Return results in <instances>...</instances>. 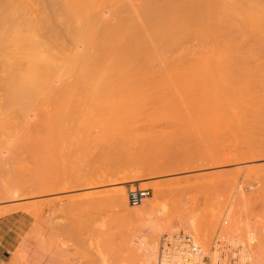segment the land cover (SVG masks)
<instances>
[{
	"label": "rangeland",
	"instance_id": "rangeland-1",
	"mask_svg": "<svg viewBox=\"0 0 264 264\" xmlns=\"http://www.w3.org/2000/svg\"><path fill=\"white\" fill-rule=\"evenodd\" d=\"M30 1L33 2V0H29V2ZM225 1H222V5H225L226 3V5L228 4L226 8H229L226 9V11L224 10L226 15L223 12V14H219L220 17L218 15V22L214 21L218 17L213 18V21H211V23L216 22L215 24H217V26L219 23L221 24L219 21L223 22L221 25L222 30L216 25H213V28H211L213 34L214 30L218 32H216L215 37L213 35L212 39H210V35L207 34V39H204L200 35L203 34L202 32L200 33L199 31H196L197 29H189L188 32L185 34L183 33L185 37L183 35L181 36L182 33H180L178 42L176 37V43L173 41L174 44L170 43V47L169 42H171L172 39H170L168 43L166 42L168 45L165 44V42V45L163 43L159 45L156 43V40H154V38L156 39L155 35L158 31L157 27H159V24L156 27V22L153 17H151L156 13L153 12L154 14L152 13L151 16H149L150 13H148V10L153 9L154 0L153 2L152 0H96L94 5L97 6L93 5L91 13L93 12L92 19L95 20V22H93V28H95V32L99 34L97 35L94 32L93 35L91 33L93 39L91 37L90 38L93 45H91V43L89 44L90 41H87L86 37L85 39L88 46H86V44L85 46L87 48L84 49L82 47L79 51L81 52L83 50V52H85L84 50H86V53H89L90 50L92 55L95 52H97V55H99L104 51L105 53L103 55H113L114 59L110 56V61L108 60L109 66L113 65L115 67L117 64L125 65L126 63L124 66L126 68L128 65L125 72L123 71L125 68H123L121 65L120 66L123 70L119 65H117L118 67L116 66L117 68H114L115 71H112L113 69L109 70V72L111 71L112 74L109 73L110 75L108 76L109 78L107 77V79L109 80L108 82L110 84V88L113 86L112 88L114 89L109 88L107 91H100V93L102 92L101 94L94 92L96 94L94 95L91 92H84L85 89L82 90L83 86L81 87L79 85L77 88L78 94L76 93L79 95L78 97L76 94H74L75 91H71L76 97H74V99V95H70L71 92L67 93H69L72 98L69 97L68 94L63 96V93H61L60 96V94H58L56 90L53 91V89L50 91H45L44 93L41 92V94L39 92L38 94L40 95L38 96L39 98H37L38 101H34L36 99V93L34 94V99L32 96L29 100L30 102L28 103L35 104L36 102L39 108L36 105L34 106V104H32V106H34L35 109L38 108L40 111H31L33 107L31 110H27L28 108L30 109L31 106V104L27 103V109L25 108V110H27L28 113L31 111L32 116L26 115L27 119L29 118L28 116H31V118H29L30 120L28 119V121L25 114H22V116H25V119L24 116L22 117L20 116L21 114L19 115L22 117L23 121L26 120L24 123L21 121L23 124L21 125L23 127L19 125L20 119L17 117L19 114L18 111V114L15 112L16 114L12 115L16 118H13L12 116L9 117L11 120L9 121L10 124L15 126L11 130L13 131L14 129L15 131H20V134L17 133L19 141L16 139L17 134L14 131L13 138L19 143L20 141L21 143H26L23 140L28 141L29 139L30 143L27 142V144L29 143L28 146L26 144L23 145L24 147L26 145L27 148H23L21 146L22 144L20 143L21 145H19L18 148L16 146H11L1 149L2 152L0 150V154H3L0 155V172L7 175V173L10 171L9 176H16L20 173L19 178L23 175L24 177H21L19 180L23 179L21 181L26 183L30 178L28 184L29 182L33 184L35 182H32V180L38 181L39 179L41 183L45 182L44 179L47 177V175L44 177V174H48V171H51L50 174L53 176V183H56L58 186L61 185L64 188H59L54 185L56 190L59 188L58 190H60V193L58 191V193L56 192V194L52 195V197L54 196L53 198L50 197L46 199L54 201H52V204L48 207V210L46 208L45 217L47 216L46 219L50 220L48 222L46 221V225H49L50 228H54L53 231L56 229L57 231L55 232L52 230L50 231L53 232L57 237L62 235L60 236L62 240L68 238L67 241L69 242L67 244L70 255L75 252L73 255L77 257L79 256L78 258L75 257L76 260H78V264H90L88 262L91 261L92 264H101L100 261L98 263L96 262L101 258L100 255L102 253L100 250L102 247L105 244H108V241L112 242L115 238H117L120 235L119 233L129 231V229L132 227L131 224L129 225V223L126 222L127 224L125 225L127 227L124 228L125 221L121 216L122 214L119 208H117L116 205L114 206L113 204H110L111 202H109L110 200L112 201V199H110L113 196L111 192L117 189L123 191L122 194L125 195L124 197H126L125 199H127V201L130 191L137 189L150 190V198L145 200L141 206L131 207L128 202L129 208L132 211H143L146 208L144 204L150 205V207H148L150 209L153 207L152 204L156 205L159 203L158 205L161 206V208L159 206V210L164 211L160 213V211L158 212L156 210L158 213H160V215L166 211H172L173 208L171 207L173 202H175L177 205L181 201L180 204H183L181 208H190V210L195 209V211L203 210L209 201L218 203L220 202L223 208L222 214L219 216L218 224L215 226L216 230L214 229L213 233L210 231L211 234L208 231L209 233H206L205 236L202 235V237L200 235V239L206 244L209 243L208 245L210 248L216 239L237 241V239L233 237L231 238L229 235L227 237L221 236L222 228H229V226L231 227V221L229 222V220H227L225 211L226 208H228L230 204L234 202L235 199H237L234 197L244 196V198L247 200L248 206L252 203V208H255L253 209L254 216L251 217L252 220H250V222L248 221L249 225L248 229L246 228V230L251 228L259 230L262 228V225L264 226V220L262 219V217H264V183H262V181H264V0ZM159 2L162 4V0ZM121 6L122 8H120ZM242 7L243 9H241ZM123 9L128 10L124 11ZM233 9L238 10L235 11ZM249 11L251 12L249 13ZM95 12H97L96 15H94ZM118 12L121 14L119 15ZM227 13L229 15L231 14V16L233 14L234 18L228 16ZM97 14H99L100 17H98ZM150 17L154 21L152 22L154 23L153 29L152 23L148 22L152 21ZM99 18L104 19L102 20ZM248 19L251 20V23ZM228 20L230 21L228 22ZM127 21H132V23H128ZM56 25L52 26V31H48L46 29H44V31L40 30V32L43 31L45 34L44 35L42 32L41 35L47 36L48 41H46L48 45H50L49 48L46 47V50H49L47 55L49 54L50 56H54L50 53L56 54V49L58 47V50H61L60 52L62 54L67 51L65 55H72L69 53L70 51L68 52V50L73 49V46H69L73 40L71 38L68 40L67 38H69V35H64L67 31L66 28L65 31L63 30L62 34V29ZM95 25L96 27L98 25V27H94ZM147 25H149V27ZM221 26L219 25V27ZM100 27L103 28L101 29ZM214 27H217L218 30L214 29ZM232 28H234V30ZM154 29L156 31H154ZM111 30L113 31L111 32ZM137 31H139V35ZM115 32L118 34L116 33V35ZM113 34L115 36H112ZM128 34L138 37L134 39V37H129ZM55 36L56 38H54ZM94 36H96V38ZM57 37L59 38L57 39ZM128 37L131 40H127L126 38ZM124 39L128 42L126 43ZM213 39L218 41L215 40V42H212ZM58 40L64 41L59 42ZM121 41L126 43V48L125 45L121 48L118 46L122 43ZM137 41H139L140 44ZM154 41L155 43L152 45L151 42ZM38 43H40V41ZM62 43L64 45L63 48L66 50H62ZM114 43L119 44L115 45ZM129 43L131 45H129ZM97 44H100L99 47L101 49L99 47L97 48ZM122 44L121 46H123ZM43 45L47 46V44L44 43ZM59 45H61V47ZM157 45L159 47V51L157 50ZM52 47H54L53 49H55L56 52L53 51ZM118 47L121 49L122 53L118 51ZM112 48L115 49L112 51ZM131 48L135 51L138 48V51H131ZM10 51H7V54H0V67L5 65L2 60L6 61L5 59L8 58H17V56L10 57L13 53L12 51L10 55ZM115 51L117 54H114ZM77 52L75 54H77ZM123 53H127V55H124ZM13 54L15 55V53ZM126 56L129 57L126 58ZM130 56L132 57L130 58ZM138 57H140L139 61L136 59ZM124 58L126 59L124 60ZM127 60L128 62H126ZM133 60L136 61L134 62ZM108 63L107 67H109ZM131 65L133 67L132 69L130 68ZM118 68L121 69L124 74H117L121 71H119ZM128 68L129 71L127 72ZM0 70L2 72L3 67ZM67 71L69 70L67 69ZM73 71L74 70H70V72L65 74L66 77H64V80H70L71 82L74 79V76H76L72 73ZM136 71L138 73L133 74ZM64 72L65 71H63V74ZM74 73L76 72L74 71ZM125 73L130 77H127ZM4 74L6 76L8 72H5L1 75L4 76ZM128 78L130 80L129 83H127ZM114 79H117L118 81H115ZM0 80L2 79L0 78ZM118 85L120 86L118 87ZM127 85H129L128 88ZM1 89H3L2 85L0 86V98L2 96V98H5L8 94L6 93V90L5 93H3L4 90ZM122 89H124V91H122ZM117 90L120 92V94ZM105 91L106 93H104ZM53 94L54 97L52 96ZM92 95H94V97ZM103 96H105L106 99ZM66 98H68V100ZM101 98L102 100L104 98L105 101H102ZM39 100L41 101L39 102ZM75 100L77 103L74 102ZM1 101L0 103H2ZM99 101L102 104L99 103ZM98 106H100V108ZM24 111H22V113H25ZM16 119L18 120L19 124L16 123ZM27 128L28 131H26ZM47 129H50V133L49 131H46ZM29 132L31 133L29 134ZM41 134H43V136ZM47 136L50 137L49 141ZM30 139L32 140L30 141ZM44 139L45 141H42ZM42 143L44 145H42ZM45 144L46 146L48 144L47 147L52 149H50V152L49 149L45 147ZM9 148L11 150V157L8 155L9 152L6 151ZM16 148L18 150L19 148L21 149L19 150V153L16 151L19 154H17V157L19 158L15 156V152L13 153ZM24 151L29 152L25 153ZM39 155H41L43 158ZM6 156L9 158H6ZM34 159H36V161ZM42 160H44V162H42ZM218 162L224 163L217 166ZM16 167L17 170L15 169ZM36 168L38 170L40 169L39 172ZM46 169H48V171ZM260 169H262V172ZM54 171L57 176H54ZM104 174H112L113 177L111 175V177L109 176L107 179H104L103 177L100 178V176H103ZM221 174H224V176ZM25 175L28 177V179H26L27 181L25 180ZM30 176L32 177V180ZM91 177L97 178L95 181L96 185H92L94 182L91 180ZM261 177H263V180H258L261 179ZM51 178H46V180H51ZM260 181L263 185L260 183ZM47 183L49 184V182ZM35 184L40 185L38 183ZM85 185H87V187H85ZM65 188L67 190H65ZM261 188L262 190H260ZM159 190H173V192L168 194L170 195L168 197H166L167 195L164 196L165 198L163 197V200L160 198L161 196L157 197L156 192ZM256 190V193L259 192V195L254 194ZM254 198H260V200L257 199V201H255ZM262 198L263 201H261ZM73 201L76 202L74 203ZM160 201L162 204H160ZM22 202L23 201H12L10 204L20 203L16 205H25L28 203H33V201ZM164 202H166V204ZM2 204L0 203V207H5V205H8L9 203L2 202ZM164 205L169 208L167 209ZM142 207L145 208L143 209ZM168 212H166V214ZM256 213H262L260 215L262 217L255 215ZM33 220V217L28 216L24 211L21 210L12 212L5 216H0V264H10L15 253L20 251V249L23 250L22 247L20 248L19 244H21L29 234V226L32 228V224H34ZM175 220H177L176 223ZM120 221L123 222V225ZM173 221L174 222L172 224H174V226L179 229L172 236L179 234L190 235V233L188 234V231L184 232L177 217L174 218ZM57 225L60 226L58 227ZM119 225L122 228H118ZM136 225L139 226L140 224L138 223ZM55 226L59 229L55 228ZM113 226L116 232L120 231L118 232L119 235L114 232ZM135 226L133 227L136 228L137 226ZM121 230L123 231L121 232ZM97 231L101 233L98 232L97 234ZM243 233L244 232H242L240 235ZM166 235L170 236L169 234L165 233L161 235L158 242L161 241V238ZM207 236L210 238L209 241ZM246 236L247 234L245 232L241 238L243 240L245 239L246 241ZM198 237L199 236H195L196 239ZM101 243H104V245H100ZM206 244L203 246L206 248L205 250H209L210 248L209 246L207 248ZM96 245L98 247H102L98 248ZM158 247L160 249V246ZM97 250L98 253L95 254ZM84 256H86V260ZM95 259L97 261L94 263L93 260ZM82 260H85L86 262H83Z\"/></svg>",
	"mask_w": 264,
	"mask_h": 264
},
{
	"label": "bare ground",
	"instance_id": "bare-ground-1",
	"mask_svg": "<svg viewBox=\"0 0 264 264\" xmlns=\"http://www.w3.org/2000/svg\"><path fill=\"white\" fill-rule=\"evenodd\" d=\"M96 0H33V2H29L26 0H0V54L3 55L7 54V51L9 52L10 50V55L11 52L13 51V53H15V55L12 53V56H17V58H11L9 59H5L6 61L2 60L4 62V66H1L0 69H2L3 67V71L1 72L0 70V75L3 73H7L6 76L4 74V76L1 75V79L0 80V86L2 85L1 90H4L3 93H6L8 95H4L5 98H0V101L2 103H0V150L1 149H5L7 147H11V146H16L17 148L19 147V145H21L23 148L26 147V145L28 146L29 139L27 140H23L26 143H20L16 141V139L19 141L18 138V130H14L13 131L17 134H15L16 139L13 138L14 132L11 130L12 128H14L15 126H13L12 124H10L9 121H11L9 119L10 116L14 115L17 113V111L19 112L18 116L20 119V124L18 123V120L16 123H18L21 127H23L22 122H26L23 121L22 114L26 115H31V111L37 112L40 111L38 108L39 106H37L36 102L34 104V106L36 105L38 108L35 109L34 106H32L30 102V98L32 97L34 99V94L35 98H39L38 96L41 94V92H45V91H50L51 89L56 90L58 94L63 93V96H65L66 94L69 95V93L72 91H75L74 94H76L78 91V86L80 85L81 87L83 86L82 90H84V92L87 93H92L94 95H96L95 93H100V91H104V90H108L110 88V84H109V80L107 79V77L110 75L109 73H111V71L109 72V70L115 71V67L119 64H117L115 67L113 65L109 66V59L110 56L111 58H113V55L110 56H106L103 55L105 52L103 51L101 54L97 55V52L93 53V55L90 53H86L87 51L84 50L85 52H83V50L80 52L79 50L83 47L84 49L87 48L86 46H88L87 41L89 40V44L91 43V38L93 39L92 34L94 35V32L96 31L95 28H93V25L95 22V20H93L92 18V14L91 13V9H93V5L95 4ZM161 0H152L153 2V9L148 10L149 16L152 15L153 12H155L156 14H154L153 19L155 20V24L156 27L159 24V27H157V32H156V39L154 38V40H156V43H158L159 45H161L162 43L167 44L170 39L171 42H169V44H174L176 43V37H177V42L179 40L180 37V33L181 36L188 32L189 29L194 30L197 29L196 31H199L200 33L202 32L203 34H200L202 36V38H206L207 39V34L210 35V39H212V36L214 35V37L216 36V32L214 29L218 30V28H221L222 30V21L221 24L219 23V25L221 27H219V25L217 26V24H215L216 22L211 23V21H213V18L218 17V15L223 14L224 10L226 11L227 5L225 3V5H222V1L223 0H177L179 2H177L176 0H162V4L161 2H159ZM177 3H176V2ZM225 1V0H224ZM228 1V0H226ZM225 1V2H226ZM254 1V0H253ZM259 2V1H258ZM97 3V2H96ZM165 3V4H164ZM257 3V2H256ZM255 4V3H254ZM262 4V3H261ZM97 6V5H94ZM156 6V8H155ZM231 6V4H230ZM234 6V5H233ZM258 6V5H257ZM235 7V6H234ZM240 7V6H239ZM246 7V6H244ZM249 7V6H248ZM262 7V6H261ZM260 7V8H261ZM122 8V6L120 7ZM147 8V7H146ZM232 8V7H231ZM252 8V7H251ZM118 9V8H117ZM116 9V10H117ZM156 9V10H155ZM243 9V7L241 8ZM121 10V9H120ZM124 10V9H123ZM128 10V9H125ZM124 10V11H125ZM235 10V9H233ZM238 10V9H236ZM235 10V11H236ZM249 10V9H248ZM261 10V9H260ZM95 11V10H93ZM232 11V10H231ZM234 11V13H235ZM240 11V10H239ZM238 11V12H239ZM243 11V10H242ZM256 11V10H253ZM98 12V10H97ZM94 15H96V13ZM101 12V11H100ZM105 12V11H104ZM120 12V11H119ZM118 12V13H119ZM127 12V11H126ZM237 12V13H238ZM241 12V11H240ZM246 12V11H245ZM251 11H249L250 13ZM91 13V16H90ZM123 13V11H122ZM226 12H224L225 14ZM229 13V12H228ZM227 13L228 16H231V14L229 15ZM243 13V12H242ZM247 13V12H246ZM117 14V13H116ZM121 13H119L120 15ZM125 14V13H124ZM239 14V13H238ZM254 14V13H253ZM103 15V14H102ZM123 15V14H122ZM127 15V14H126ZM219 15V17H220ZM226 15V14H225ZM236 15V14H235ZM98 17L99 14H97ZM124 16V15H123ZM148 16V17H149ZM245 16V15H244ZM103 17V16H102ZM122 17V16H120ZM119 17V18H120ZM128 17V16H127ZM150 17V18H151ZM219 17L217 19H215L214 21H217L219 19ZM234 18V15L232 14V16ZM97 19V18H95ZM99 19H104V18H99ZM122 19V18H121ZM125 19V18H123ZM149 19V18H148ZM153 19L151 18L152 21H148L150 23L154 22ZM236 19V16H235ZM130 20V19H129ZM157 20V21H156ZM232 20V19H230ZM228 20V22L230 21ZM249 20V19H248ZM90 21V22H89ZM99 21V20H98ZM122 21V20H121ZM160 21V22H159ZM224 21V20H223ZM251 23V20H249ZM97 22V21H96ZM128 22V21H127ZM132 23V21H130ZM128 22V23H130ZM158 22V23H157ZM218 22V21H217ZM93 23V24H91ZM98 23V22H97ZM120 23V22H119ZM57 24V25H56ZM59 24V25H58ZM96 24V23H95ZM134 24V23H133ZM149 24V23H148ZM154 23H152L153 25ZM242 24V23H241ZM245 24V23H244ZM249 24V22H248ZM56 25L57 27L59 26L62 29V34H63V30H66V34L64 35H69L67 38L68 40H70V38L73 40L69 41L71 42V44L68 45L69 46H73L72 50H68L69 53H71L72 55H65V53L67 52H63L64 54H62L58 48L56 49L57 52L55 51V49H53L54 47H52L53 51L56 52V54L50 53L54 56H50L49 54L47 55V53H49V50H46L47 48H49L50 45H48L47 43V36H44V29L48 30V31H52V26ZM99 25V24H98ZM97 25V27H98ZM131 25V24H129ZM150 25V26H152ZM213 25L217 26L216 28L214 27V34L211 28H213ZM252 25V24H251ZM250 25V26H251ZM259 25V24H258ZM91 26V28H90ZM149 27V25H147ZM232 26V25H231ZM245 26V25H244ZM247 26V24H246ZM96 27V25L94 26ZM96 27V28H97ZM225 27V25H224ZM51 28V29H50ZM101 28V27H100ZM103 28V27H102ZM101 28V29H102ZM121 28V26H120ZM154 28V25L152 27V29ZM179 28V29H178ZM193 28V29H192ZM246 28V27H245ZM244 28V29H245ZM54 29V28H53ZM99 29V28H98ZM123 29V26H122ZM135 29V28H134ZM139 29V28H138ZM137 29V30H138ZM143 29V28H142ZM234 30V28H232ZM237 29V27H236ZM40 30H43V34L41 35L42 32H40ZM45 30V31H46ZM56 30V29H55ZM120 30V29H119ZM128 30V29H127ZM190 30V32H191ZM243 30V29H242ZM58 31V30H57ZM108 31V30H107ZM113 30H111L112 32ZM115 31V30H114ZM126 31V30H125ZM141 31V30H140ZM154 31H156L154 29ZM178 31V32H177ZM251 31V30H250ZM257 31V30H256ZM54 32V30H53ZM70 32V33H69ZM118 32V31H117ZM115 32V34L117 33ZM136 32V31H135ZM139 31H137L138 33ZM194 32V31H193ZM221 32V31H220ZM229 32V31H228ZM239 32V31H237ZM247 32V31H246ZM253 32V31H252ZM65 33V32H64ZM92 33V34H91ZM96 33V32H95ZM104 33V31H103ZM109 33V32H108ZM127 33V32H126ZM132 33V32H131ZM141 33V32H140ZM179 33V35H178ZM184 33V34H183ZM192 33V32H191ZM218 33V32H217ZM245 33V32H244ZM251 33V32H250ZM256 33V32H255ZM50 34V32H49ZM48 34V35H49ZM57 34V33H56ZM97 35L99 33H96ZM95 34V35H96ZM118 34V33H117ZM116 34V35H117ZM130 34V33H129ZM128 34V35H129ZM197 34V33H196ZM229 34V33H228ZM41 35V36H40ZM59 35V34H58ZM91 35V36H89ZM102 35V34H101ZM121 35V34H120ZM139 35V33H138ZM154 35V34H153ZM193 35V34H192ZM199 35V37H200ZM219 35V34H218ZM222 35V34H221ZM227 35V34H226ZM246 35V34H245ZM39 36V37H38ZM43 36V37H42ZM54 36V35H53ZM62 36V35H60ZM111 36V35H110ZM112 36H115L114 34ZM119 36V35H118ZM131 35H129L130 37ZM191 36V35H190ZM220 36V35H219ZM36 37V38H35ZM42 37V38H41ZM49 37V36H48ZM87 37V38H86ZM91 37V38H90ZM96 38V36H94ZM99 37V36H98ZM120 37V36H119ZM127 37V36H126ZM126 38L127 40H131L130 38ZM134 37V39H136L137 37ZM140 37V36H139ZM185 37V36H184ZM198 37V38H199ZM218 37V36H217ZM223 37V36H222ZM263 37V36H262ZM41 38V39H40ZM46 38V39H45ZM50 38V37H49ZM56 38V36L54 37ZM59 37H57L58 39ZM63 38V37H62ZM87 41H86V39ZM101 38V37H100ZM113 38V37H112ZM153 38V37H151ZM182 38V37H181ZM229 38V37H228ZM44 39V40H42ZM61 39V37H60ZM133 39V40H134ZM219 39V37H218ZM40 43H38L39 41ZM42 40V41H41ZM47 40V41H46ZM55 40V39H54ZM62 40V39H61ZM98 40V39H97ZM113 40V39H112ZM140 40V39H137ZM214 40V41H213ZM212 42H215L216 39H213ZM50 41V40H49ZM56 41V40H55ZM59 42H63L58 40ZM120 41V40H119ZM125 41V39H124ZM151 41V39H150ZM153 41V40H152ZM174 41V43H173ZM211 41V40H210ZM218 41V40H216ZM46 42V43H45ZM75 44H74V43ZM84 42V43H83ZM86 42V43H85ZM94 42V41H93ZM118 42V41H117ZM123 46L118 45L120 48L124 47L126 48V43L128 41H121ZM135 42V40H134ZM139 43V41H137ZM141 42V41H140ZM167 42V43H166ZM181 42V39H180ZM208 42V41H207ZM244 42V41H243ZM47 44V46L43 45ZM54 43V42H53ZM57 43V42H56ZM152 45L154 42H151ZM218 43V42H216ZM240 43V42H239ZM40 44V45H38ZM50 44V43H49ZM55 44V43H54ZM87 44V45H86ZM140 44V43H139ZM164 44V45H165ZM170 44V47H171ZM226 44V43H225ZM242 44V43H241ZM67 45V46H68ZM86 45V46H85ZM91 45H93L91 43ZM98 45V44H97ZM100 45V44H99ZM99 45L97 46V48L99 47ZM111 45V44H110ZM129 45H131L129 43ZM136 45V44H135ZM156 45V44H154ZM168 45V44H167ZM179 45V44H177ZM61 47V45H59ZM66 46V45H65ZM76 46V48H75ZM114 46V45H113ZM128 46V45H127ZM174 46V45H173ZM41 47V48H40ZM47 47V48H46ZM64 45L62 43V50H66L65 48H63ZM106 47V46H105ZM108 47V46H107ZM118 47V48H119ZM130 47V46H129ZM133 47V46H132ZM138 47V46H137ZM156 47V46H155ZM162 47V46H161ZM210 47V46H209ZM223 47V46H222ZM44 48V49H43ZM75 48V49H74ZM100 48V47H99ZM119 48V49H120ZM135 48V47H134ZM139 48V47H138ZM138 48L136 51H138ZM158 45H157V50H158ZM217 48V47H215ZM10 49V50H9ZM51 49V48H50ZM77 49V51H76ZM101 49V48H100ZM115 49V48H114ZM112 48V51L114 50ZM118 51L122 53L121 49ZM123 49V48H122ZM132 49V48H131ZM130 49V50H131ZM167 49V48H166ZM175 49V48H174ZM7 50V51H6ZM45 50V51H42ZM94 50V48H93ZM103 50V49H102ZM107 50V49H106ZM110 50V49H109ZM117 50V49H116ZM48 51V52H47ZM52 51V50H50ZM124 51V49H123ZM131 51L136 52L134 49H132ZM159 51V50H158ZM225 51V50H224ZM54 52V53H55ZM77 52V54H75ZM125 52V51H124ZM128 52V50H127ZM108 53V52H107ZM112 53V52H110ZM117 54V52L115 51L114 54ZM138 53V52H137ZM95 54V56H94ZM113 54V53H112ZM120 54V53H119ZM124 54V53H123ZM127 55V53H125ZM124 54V55H125ZM129 54V53H128ZM132 54V53H131ZM130 54V55H131ZM139 54V53H138ZM148 54V53H147ZM228 54V53H226ZM0 55V56H1ZM9 55V54H8ZM58 55V56H57ZM60 55V56H59ZM63 57H62V56ZM69 55V56H68ZM249 55V54H248ZM72 56V57H71ZM134 56V55H133ZM231 56V55H230ZM6 57V56H5ZM19 57V58H18ZM115 57V56H114ZM125 57V56H124ZM129 56H126V58ZM132 56H130L131 58ZM135 57V56H134ZM137 57V56H136ZM252 57V56H251ZM1 58V57H0ZM119 58V57H117ZM124 58V60L126 59ZM139 58H136L139 61ZM114 59V58H113ZM144 59V58H143ZM215 59V58H214ZM109 60V61H108ZM122 60V59H121ZM130 60V59H129ZM112 61V60H111ZM117 61V60H116ZM119 61V60H118ZM134 61V60H133ZM136 61V60H135ZM134 61V62H135ZM120 62V61H119ZM123 62V60H122ZM128 62V60L126 61ZM107 63L108 66L107 67ZM130 63V62H129ZM132 63V62H131ZM112 64V63H111ZM124 64V63H123ZM134 64V63H133ZM137 64V63H136ZM140 64V63H138ZM2 65V63H1ZM121 65V64H120ZM119 65V66H120ZM126 65V63H125ZM125 65H121L123 68H125ZM142 65V63H141ZM113 68H112V67ZM120 66V68H121ZM139 66V65H138ZM118 67V66H117ZM116 67V68H117ZM128 67V65H127ZM127 67L125 68V70H122L125 72ZM136 67V66H135ZM130 68L132 69V65L130 66ZM138 68V67H137ZM136 68V69H137ZM263 68V67H262ZM67 69L69 71H67ZM121 69L118 68V70L120 71ZM135 69V70H136ZM140 69V68H139ZM70 70H74L76 73H74V71L72 72L73 74H75L76 76H74V79L70 82V80L66 81L64 80V77H66L65 74H67L68 72H70ZM118 72L117 74H124L123 71ZM141 70V69H140ZM139 70V72H140ZM63 71L64 74H63ZM67 71V72H66ZM129 71V68L127 70V72ZM132 71V70H130ZM145 72V71H144ZM130 73V72H129ZM138 73L137 71L133 74ZM143 73V72H142ZM112 74V73H111ZM128 74V73H127ZM132 74V75H133ZM70 75V74H68ZM116 75V74H115ZM126 75V73H125ZM124 75V77H125ZM131 75V74H130ZM127 76V75H126ZM137 76V75H135ZM142 76V75H141ZM140 76V77H141ZM121 77V76H120ZM127 77H130L129 75ZM109 78V77H108ZM116 78V77H115ZM118 78V77H117ZM123 78V77H122ZM136 78V77H135ZM139 78V77H138ZM105 79V80H104ZM111 79V78H110ZM121 79V78H120ZM125 79V78H124ZM115 81H118L117 79H114ZM129 80V78H128ZM127 83L130 82V80ZM107 81V83H106ZM105 82V83H104ZM119 83V82H118ZM117 83V84H118ZM113 84V83H112ZM116 84V83H115ZM121 85V84H120ZM118 85V87L120 86ZM85 86V88H84ZM106 86V87H105ZM108 86V87H107ZM124 86V85H123ZM113 87V86H112ZM111 87V88H112ZM129 87V85H127V88ZM110 88V89H111ZM117 88V87H116ZM80 89V88H79ZM92 91H90V90ZM114 89V88H112ZM119 90V89H118ZM117 90V91H118ZM127 90V89H126ZM52 91V92H53ZM64 91V92H63ZM66 91V92H65ZM89 91V92H88ZM106 91L104 93H106ZM114 91V90H113ZM116 91V90H115ZM122 91H124V89H122ZM40 92V94H38ZM69 92V93H67ZM71 92V96H73L74 94ZM80 92V90H79ZM95 92V93H94ZM101 92V93H102ZM119 92V91H118ZM56 93V92H55ZM56 93V95H57ZM100 93V94H101ZM109 93V92H108ZM2 94V93H1ZM48 94V93H47ZM78 94V93H77ZM76 94V95H77ZM118 94V93H117ZM120 94V92H119ZM46 95V94H45ZM69 95V97H71ZM94 95H92L94 97ZM104 95V94H102ZM108 95V94H107ZM111 95V94H110ZM37 96V97H36ZM54 97V94L52 95ZM59 96V95H58ZM57 96V97H58ZM79 95H77L78 97ZM84 96V95H83ZM100 96V95H99ZM114 96V95H112ZM44 97V96H43ZM75 95L73 96L74 99ZM101 97V96H100ZM105 98V96H103ZM107 97V96H106ZM109 97V96H108ZM51 98V96H50ZM72 98V97H71ZM76 98V97H75ZM99 98V97H98ZM103 98V100L105 101V99ZM34 101H38L37 100ZM47 99V98H46ZM44 99V100H46ZM60 99V98H59ZM68 100V98H66ZM78 99V98H77ZM76 99V100H77ZM95 99V98H93ZM114 99V98H113ZM43 100V98H42ZM65 100V99H64ZM76 100L74 102H76ZM102 100V98H101ZM102 100V101H103ZM108 100V99H107ZM117 100V99H115ZM114 100V102H115ZM32 101V100H31ZM41 100H39L40 102ZM53 101V99H52ZM59 101V100H58ZM71 101V100H70ZM73 101V100H72ZM92 101V100H91ZM89 101V102H91ZM126 101V100H125ZM123 101V102H125ZM33 102V101H32ZM38 102V103H39ZM43 102V101H42ZM57 102V101H56ZM98 102V101H97ZM27 103L31 104L30 109H27ZM77 103V102H76ZM99 103H101L99 101ZM105 103V102H104ZM109 103V102H108ZM113 103V102H111ZM116 103V102H115ZM120 103V102H118ZM127 103V101H126ZM62 104V103H61ZM65 104V103H64ZM71 104V103H70ZM69 104V105H70ZM95 104V103H93ZM102 104V103H101ZM121 104V103H120ZM40 105V104H39ZM51 105V104H50ZM105 105V104H104ZM41 106V105H40ZM44 106V105H43ZM53 106V105H52ZM113 106V105H112ZM29 107V106H28ZM33 107V109H32ZM57 107V106H56ZM63 107V106H62ZM100 108V106H98ZM115 107V106H114ZM17 108V109H16ZM25 108L27 110H31L30 113H28L27 110H25ZM25 110V111H24ZM21 111V112H20ZM22 111H24L25 113H22ZM27 111V114H26ZM16 112V113H15ZM21 114V115H20ZM57 114V113H56ZM22 117H20V116ZM24 116V119H25ZM32 116V115H31ZM31 116H28L29 118H31ZM13 117V116H12ZM55 117V116H54ZM16 118V117H13ZM28 118V119H29ZM22 119V120H21ZM27 119V116H26ZM27 119V120H28ZM49 119V118H48ZM51 119V118H50ZM54 119V118H53ZM13 120V119H12ZM14 120V121H16ZM30 120V119H29ZM28 120V121H29ZM13 121V122H14ZM22 121V122H21ZM58 121V120H57ZM9 122V123H8ZM51 122V121H50ZM12 123V122H11ZM31 123V122H30ZM10 124V125H9ZM17 124V125H18ZM22 124V125H21ZM52 124V122H51ZM58 124V123H57ZM15 125V123H14ZM18 125V126H19ZM25 125V124H24ZM32 125V124H31ZM50 125V124H49ZM19 126V127H20ZM46 126V125H45ZM52 126V125H51ZM39 127V126H38ZM31 128V127H29ZM47 128V127H46ZM17 129V128H15ZM20 129V128H19ZM32 129V128H31ZM55 129V128H54ZM21 130V129H20ZM26 131H28V128L26 129ZM32 131V130H31ZM46 131H49L50 133V129H47ZM53 131V129H52ZM44 132V131H43ZM31 132H29L30 134ZM48 133V134H49ZM54 133V132H53ZM20 134V133H19ZM43 136V134H41ZM40 135V137H41ZM52 135V133H51ZM50 135V136H51ZM26 136V135H25ZM56 136V135H54ZM21 137V136H20ZM46 137V136H45ZM48 137V136H47ZM27 138V137H26ZM25 138V139H26ZM30 138V137H29ZM48 141L50 140V137H48ZM55 138V137H54ZM21 139V138H20ZM33 139V138H32ZM30 139V141L32 140ZM43 139V137H42ZM46 139V138H45ZM42 140V141H45ZM52 139V138H51ZM22 140V139H21ZM36 140V139H35ZM27 142H29L27 144ZM47 142V140H46ZM45 142V143H46ZM52 142V141H50ZM33 143V142H31ZM24 144L25 147L23 146ZM35 144V143H34ZM49 144V142H48ZM47 144V146H48ZM32 145V144H31ZM42 145H44L42 143ZM41 145V146H42ZM34 146V145H33ZM38 146V145H37ZM45 144V147L47 149L48 148ZM21 147V148H22ZM31 147V146H30ZM39 147V146H38ZM50 147H51V143H50ZM14 148V147H12ZM16 148L15 151H13V153L15 152V156L17 157L19 154V150H21L19 148V150ZM27 148V147H26ZM45 148V149H46ZM32 149V148H31ZM46 149V150H47ZM9 150V151H8ZM6 150L8 153V155L10 156L11 154V150L10 148ZM23 150V149H22ZM35 150V149H34ZM32 150V151H34ZM52 150V149H51ZM54 150V149H53ZM5 151V152H6ZM18 151V153L16 152ZM31 151V150H30ZM38 151V150H37ZM44 151V150H43ZM42 151V152H43ZM2 152V150H1ZM25 152V151H24ZM29 152V151H27ZM25 152V153H27ZM35 153V152H34ZM41 153V152H40ZM3 154V153H2ZM0 154V155H2ZM18 154V155H17ZM44 154V152H43ZM7 155V154H6ZM38 155V154H37ZM42 155V154H41ZM41 155H39L40 157H42ZM13 156V155H12ZM8 156H6L7 158ZM11 157V156H10ZM35 157V156H34ZM38 157V156H37ZM3 158V157H2ZM1 158V159H2ZM9 158V157H8ZM19 158V157H17ZM43 158V157H42ZM219 158V157H218ZM216 159V158H215ZM13 160V159H12ZM29 160V159H28ZM33 160V159H32ZM36 161V159H34ZM45 160V159H44ZM44 160H42V162H44ZM11 161V159H10ZM25 161V160H24ZM23 161V162H24ZM47 161V160H46ZM214 161V159H213ZM217 161V160H216ZM21 162V161H20ZM40 162V160H39ZM13 163V162H12ZM224 163V162H222ZM220 162L217 163V166L219 164H222ZM7 164V163H6ZM18 164V163H17ZM30 164V163H29ZM40 164V163H39ZM216 164V163H215ZM1 165V164H0ZM14 165V164H13ZM21 165V164H20ZM23 165V164H22ZM226 165V164H225ZM6 166V165H5ZM41 166V165H40ZM39 166V167H40ZM7 167V166H6ZM20 167V166H18ZM24 167V166H23ZM34 167V166H33ZM38 167V168H39ZM2 169V167H1ZM5 169V168H4ZM10 169V168H9ZM17 170V167L15 168ZM14 169V171H15ZM27 169V168H26ZM37 169V168H36ZM35 169V170H36ZM41 169V167H40ZM39 169V170H40ZM31 170V169H30ZM38 170V169H37ZM38 170V172H39ZM48 171V169H46ZM45 170V171H46ZM262 169H260L261 171ZM22 171V170H21ZM34 171V170H32ZM259 171V170H258ZM264 171V170H263ZM43 172V171H42ZM51 171H48V174H50ZM262 172V171H261ZM7 173V171H6ZM10 173V171H9ZM9 173H7V175L2 172H0V203L2 204V202H8V205H5V207H0V216H5L7 214H10L12 212L15 211H24L28 216L33 217V223L31 226L32 228L29 226V234L26 236V238L23 240V242L20 245V248L22 247L23 250L18 251V247H17V253H15L14 257L12 258L13 260H11L12 262H10V264H78V260H76V258H78L77 256H74L73 253L72 255H70L69 249H68V242L67 239L62 240L59 237H57L53 232L57 231L55 229V231H53L54 228H50L49 225H46V221H50L47 218V216L45 217V212H46V208L48 210V207L52 204V201L50 200H46L48 198H53L52 195L56 194V192L60 193V190H58L59 188H64L61 185L58 186L56 185V183H53L54 181L53 176L51 178L50 175L48 174H44L47 175L46 178H51V180L46 178L44 179L45 182L39 181H35L32 180V177L34 176H30L32 182L38 183L40 185H36L35 183L31 184V182H29L28 184V177H26L25 175V180L28 179V181L22 182L21 180H19L21 176L19 178V175H12L9 176ZM41 173V171H40ZM260 173V172H258ZM16 174V173H14ZM29 175V174H28ZM35 175V174H33ZM55 171H54V176H55ZM86 175V174H85ZM93 175V174H92ZM91 175V176H92ZM100 175V174H99ZM112 174H104L103 177L104 179L109 178V176L111 177ZM222 175V174H221ZM18 176V177H17ZM43 176V175H42ZM49 176V177H48ZM57 176V175H56ZM78 176V175H77ZM89 176V175H88ZM224 176V174L222 175ZM264 176V175H263ZM59 177V176H58ZM56 177V178H58ZM99 177V176H98ZM113 177V175H112ZM55 178V177H54ZM90 178V177H89ZM102 178V179H103ZM132 178V177H131ZM135 178V177H134ZM137 178V176H136ZM135 178V179H136ZM140 178V177H139ZM223 178V177H222ZM65 179V178H64ZM86 179V178H85ZM97 178H93L91 177V180L94 182L92 183L96 185L95 181ZM134 179V180H135ZM225 179V177H224ZM19 183H18V181ZM30 180V181H31ZM43 180V181H44ZM82 180V179H81ZM80 180V181H81ZM87 180V179H86ZM99 180V179H98ZM258 180H263V177H261V179ZM51 181V183H50ZM91 181V182H92ZM226 181V180H225ZM21 182V183H20ZM49 182V184L47 183ZM78 182V181H77ZM86 182V181H85ZM89 182V181H88ZM227 182V181H226ZM229 182V181H228ZM23 183V184H22ZM59 183V182H58ZM261 183V181H260ZM262 183H264V181H262ZM261 183V184H262ZM35 184V185H34ZM51 184V185H50ZM53 184V185H52ZM227 184V183H225ZM258 184V183H257ZM54 185H56L57 190L54 188ZM81 185V184H80ZM260 185V184H259ZM263 185V184H262ZM260 185V186H262ZM71 186V185H70ZM90 186V185H89ZM84 187V186H82ZM85 187H87V185H85ZM263 187V186H262ZM154 188V186H153ZM76 189V188H75ZM65 190H67L65 188ZM262 190V188L260 189ZM72 191V190H70ZM263 191H264V187H263ZM156 192V191H155ZM173 192V190H166V191H162L159 190L157 191V197H160L163 199L164 196L168 197ZM257 190L254 192V194H258L256 193ZM123 191L120 189H117L115 191H112L111 194L113 195L112 201L110 200L109 202H111L110 204H113L114 206L116 205L117 208H119L120 212H121V216L123 218V220L125 221L124 223V228H126L127 226L125 224L129 223V225L131 224L132 227L135 226L136 224H140L139 226H135L136 228H132L131 227L129 229V231H125L122 232L124 230H121L122 233H119L120 231L116 232L114 229V232H116L118 235L117 238H115L112 242L108 241V244L101 243L100 245H104L99 246L100 248L102 247L101 251V258L100 260H93V262L95 263V261H97L96 263H98L100 261L101 264H157L159 263L160 260H163L166 258L167 254L166 252H161L159 247L160 246V241L158 242L159 238L161 237V235L167 233L170 236L174 235V233H176L178 231L179 228L175 227L174 224H172L174 221L173 219L177 217V219L180 222V226H182L184 232L188 231V234L190 233L191 236H199L197 239H200L202 237V235H206V233H209L210 231L213 233L215 226H217L216 224H218V220H219V216L222 214V208L223 206L221 205V203L219 202H210L206 204V207L203 210H198L195 211V209L190 210V208H181V201H180V205L177 204L175 202H173L172 204V211H166L168 212L166 214L162 213L160 215L161 212L164 211H160L159 209L161 208L160 205H158L159 203L152 204L153 207L152 208H148L150 207V205H145V207H142L144 210L143 211H132L129 208L128 205V201L127 199H125L126 197H124L125 195L122 194ZM228 194V193H227ZM262 194V193H261ZM253 195V194H252ZM259 195V194H258ZM246 196V195H245ZM248 196V195H247ZM251 196V195H250ZM249 196V197H250ZM262 196V195H261ZM109 197V195H108ZM156 197V198H157ZM260 197V196H258ZM155 198V199H156ZM158 198V199H160ZM165 198V197H164ZM237 198L232 201L230 206L228 208H226V218L227 220H229V222L231 221V227L229 226V228H222L221 229V236L222 237H227L228 235L232 238L237 239L238 242H240L241 244H243L245 246V252H246V256L248 258V264H264V226L262 225V228H258L259 230H256L254 228H251L249 230H246V228L248 229V225L250 220H252L251 217L254 216L253 213V206L251 204L247 203V200L243 197H234ZM247 198V197H246ZM55 199V198H54ZM107 199V198H106ZM105 199V200H106ZM153 199V198H152ZM229 199V198H228ZM248 199V198H247ZM250 199V198H249ZM260 200V198H257ZM257 199L254 198L255 201H257ZM104 200V199H103ZM164 200V199H163ZM167 200V199H165ZM212 200V199H211ZM10 201V202H9ZM14 201H23V202H29V201H33V203H28L25 205H16V204H20V203H15V204H10L11 202ZM156 201V200H154ZM179 201V200H178ZM213 201V200H212ZM227 201V200H226ZM263 201V198L262 200ZM22 202V203H23ZM54 202V201H53ZM74 202V201H73ZM76 202V201H75ZM74 202V203H75ZM79 202V201H78ZM113 202V203H112ZM159 202V200H158ZM161 202V201H160ZM171 202V201H170ZM147 203V202H146ZM166 204V202H164ZM168 203V202H167ZM150 204V203H149ZM162 204V202L160 203ZM257 204V203H256ZM254 204V205H256ZM264 204V203H263ZM3 205V204H2ZM168 205V204H167ZM179 205V207H178ZM185 205V204H184ZM224 205V204H223ZM84 206V205H83ZM160 206V208H159ZM165 206V205H164ZM187 206V205H186ZM167 209L169 207L165 206ZM184 207V206H183ZM260 207V205H259ZM115 208V207H114ZM148 208V209H147ZM170 208V209H171ZM179 208V209H178ZM252 208V211H251ZM257 208V206H256ZM264 208V207H263ZM116 209V208H115ZM166 209V210H167ZM169 209V210H170ZM117 210V209H116ZM160 213H158L157 211ZM162 210V209H161ZM258 210V209H257ZM263 210V209H262ZM188 211V212H187ZM256 212V211H255ZM259 212V211H258ZM263 212V211H262ZM165 214V215H164ZM259 214V215H258ZM262 214V213H261ZM260 213H256L255 215L260 216ZM118 215V214H117ZM120 215V213H119ZM59 216V215H58ZM176 216V217H175ZM256 216V217H257ZM60 217V216H59ZM262 217V216H260ZM258 217V218H260ZM28 218V217H27ZM45 218V220H44ZM32 219V218H31ZM120 219V218H119ZM254 219V218H253ZM262 219L264 220V217H262ZM118 220V219H117ZM122 220V219H121ZM259 220V219H258ZM257 220V221H258ZM35 221V222H34ZM177 220H175L176 223ZM249 221V222H248ZM254 221V220H253ZM122 222V221H120ZM119 222V223H120ZM127 222V223H126ZM252 222V221H251ZM259 222V221H258ZM31 223V222H30ZM178 223V222H177ZM256 223V222H255ZM254 223V224H255ZM261 223V222H260ZM263 223V221H262ZM64 224V223H63ZM110 224V223H109ZM123 225V222H122ZM48 226V227H47ZM52 226V225H51ZM58 227L60 225H57ZM98 226V225H97ZM117 226V225H116ZM179 226V225H178ZM257 226V225H256ZM55 226V228H58ZM68 227V226H67ZM254 227V226H253ZM261 227V226H260ZM118 228H122L120 225ZM177 228V229H176ZM256 228V227H255ZM59 229V228H58ZM61 229V228H60ZM254 229V230H253ZM50 230H52L53 232H51ZM105 230V229H104ZM216 230V229H215ZM246 230V231H245ZM101 231V230H99ZM97 231V234L98 232ZM113 231V230H112ZM209 231V232H208ZM60 232V230H59ZM69 232V231H68ZM210 232V234H211ZM242 232H246L247 234V240L245 241V239L243 240L241 237L242 235H240ZM27 233V232H26ZM67 233V232H66ZM101 233V232H99ZM105 233V232H104ZM111 233V232H110ZM205 233V234H204ZM58 234V233H56ZM69 234V233H68ZM72 235V234H71ZM100 235V234H99ZM106 235V234H105ZM201 235V237H200ZM209 235V234H208ZM68 236V235H67ZM85 236V235H84ZM88 236V235H87ZM91 236V235H90ZM66 237V236H65ZM64 237V238H65ZM95 237V236H93ZM104 237V236H103ZM107 237V236H105ZM210 237V236H209ZM83 238V237H82ZM112 238V237H111ZM208 238V236H207ZM70 239V238H69ZM78 239V238H77ZM196 239V238H195ZM196 239V240H197ZM90 240V239H89ZM96 240V239H95ZM210 240V238H208V241ZM243 240V241H242ZM67 241V242H66ZM72 241V240H71ZM88 241V240H87ZM201 241V242H199ZM106 242V241H105ZM197 242L199 243V245L204 248V244H206L205 242H203L201 239L197 240ZM207 242V240H206ZM76 243V242H75ZM90 243V242H89ZM204 243V244H203ZM70 244V243H69ZM72 244V243H71ZM203 244V245H202ZM209 244V243H208ZM208 244H206L205 246L208 248ZM18 245V244H17ZM95 245V244H93ZM97 246V245H96ZM71 247V246H70ZM74 247V246H73ZM81 247V246H80ZM98 247V246H97ZM98 247V248H99ZM16 248V247H15ZM28 250L25 251L24 250ZM27 248V249H26ZM104 248V249H103ZM210 248V246H209ZM96 249V248H95ZM94 249V250H95ZM206 249V248H204ZM71 250V249H70ZM103 250V252H102ZM85 251V250H84ZM171 251V250H170ZM78 253V252H77ZM76 253V254H77ZM98 253V250L95 254ZM84 255V254H83ZM82 255V256H83ZM90 255V254H88ZM96 256V255H95ZM76 257V258H75ZM86 256H84L85 258ZM98 257V256H97ZM93 258V257H92ZM96 258V257H94ZM83 259V258H82ZM99 259V258H98ZM86 260V258H85ZM84 260V261H85ZM88 260V259H87ZM83 261V260H82ZM83 261V262H84ZM90 261V259H89ZM86 262V261H85ZM90 264H92L91 262H88ZM87 264V263H84Z\"/></svg>",
	"mask_w": 264,
	"mask_h": 264
},
{
	"label": "built area",
	"instance_id": "built-area-1",
	"mask_svg": "<svg viewBox=\"0 0 264 264\" xmlns=\"http://www.w3.org/2000/svg\"><path fill=\"white\" fill-rule=\"evenodd\" d=\"M150 196V190L137 189L129 192L128 202L131 207H139ZM245 250L238 241L216 239L205 250L191 235H166L161 238L160 251L167 256L158 264H248Z\"/></svg>",
	"mask_w": 264,
	"mask_h": 264
}]
</instances>
